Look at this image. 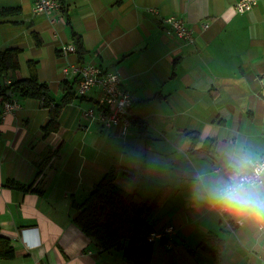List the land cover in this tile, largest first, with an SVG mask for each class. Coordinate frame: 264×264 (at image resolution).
<instances>
[{
	"label": "crops",
	"instance_id": "0c3cea01",
	"mask_svg": "<svg viewBox=\"0 0 264 264\" xmlns=\"http://www.w3.org/2000/svg\"><path fill=\"white\" fill-rule=\"evenodd\" d=\"M235 2L66 0L67 18L59 8L35 12L33 0H0L18 9L0 18V50H19L18 67L0 82L27 77L31 61L53 102L63 80L76 95L77 54L61 48L74 32L85 62L118 73L132 99L129 116L148 136L131 120L122 132L98 119L96 87L63 103L47 133L49 106L9 93L18 105L2 118L0 103V234L14 257L0 264H130L73 219L110 167L118 187L144 200L162 194L146 220L172 230L153 242L150 264H264V219L214 194L230 173H246L264 156V0L246 12ZM169 15L184 19L194 41L166 32ZM203 139L214 140L213 151L208 143L199 150ZM9 179L23 189L6 186ZM254 187L264 192V182Z\"/></svg>",
	"mask_w": 264,
	"mask_h": 264
},
{
	"label": "trees",
	"instance_id": "16d2710c",
	"mask_svg": "<svg viewBox=\"0 0 264 264\" xmlns=\"http://www.w3.org/2000/svg\"><path fill=\"white\" fill-rule=\"evenodd\" d=\"M60 11L67 13L66 0H58ZM16 7H4L0 5V18L17 12ZM68 18V14H66ZM36 38V35L34 34ZM36 38V42H38ZM72 42L76 48L77 62L84 63L86 49L81 37L72 34ZM17 48H4L0 50V74L14 70L18 67ZM30 73L27 77L12 81L10 85L2 88V99L9 98L8 91L17 92L21 96H29L42 100L44 105L49 106V120L44 127L45 133L57 127V117L63 103L77 96L71 90L72 83L63 80L61 83L62 94L59 102H53L48 86L37 77L34 62H28ZM78 98L83 99L84 95ZM10 99V98H9ZM133 123L139 125L141 135L148 139L145 134V126L142 121L130 117ZM193 143L199 141L195 131H187ZM199 150H205L210 145L213 151V139H203ZM193 144V146H194ZM115 167H110L97 183L90 189L82 202L76 205L78 212L74 216L75 224L83 233L94 239L102 250L116 249L130 264H150L153 253V242L147 239L151 226L146 220L148 213L158 204L162 194L152 200H144L135 192L126 191L118 187L114 178ZM6 186L23 189V186L14 180H6ZM14 257V247L11 240L0 234V259Z\"/></svg>",
	"mask_w": 264,
	"mask_h": 264
},
{
	"label": "built area",
	"instance_id": "2783aa9c",
	"mask_svg": "<svg viewBox=\"0 0 264 264\" xmlns=\"http://www.w3.org/2000/svg\"><path fill=\"white\" fill-rule=\"evenodd\" d=\"M258 0H236L234 8L238 12H246L257 4ZM59 8L58 0H33V9L35 12H46ZM166 24V32L169 35H176L188 41H194L192 29L186 25L184 19L175 15H169L163 18ZM207 23L203 24L206 27ZM62 50L65 52H75L76 48L73 42L63 45ZM72 75L75 81V92L78 95L85 94L92 87H96L97 95V118L105 125H117L122 132H126L130 126L129 110L132 105V99L127 91L120 85V77L117 72L101 68L93 62L76 63L72 69ZM12 83L7 75H4L3 82H0V103L2 104V118L14 110L18 102L15 99H2L1 90ZM87 115L91 118L94 116L93 108H88ZM233 172L228 175L227 181L237 175ZM239 174L247 177L248 181L256 186L264 182V156L250 164V170L246 173ZM260 228L264 233V220ZM172 226L167 225L162 230L151 229L147 234V239L154 242L164 238L165 234L171 232Z\"/></svg>",
	"mask_w": 264,
	"mask_h": 264
},
{
	"label": "clouds",
	"instance_id": "9594fccd",
	"mask_svg": "<svg viewBox=\"0 0 264 264\" xmlns=\"http://www.w3.org/2000/svg\"><path fill=\"white\" fill-rule=\"evenodd\" d=\"M214 194L233 211L264 219V192L254 187L239 172L220 185Z\"/></svg>",
	"mask_w": 264,
	"mask_h": 264
},
{
	"label": "water",
	"instance_id": "95a60500",
	"mask_svg": "<svg viewBox=\"0 0 264 264\" xmlns=\"http://www.w3.org/2000/svg\"><path fill=\"white\" fill-rule=\"evenodd\" d=\"M9 93H11V91H10V90L8 91V94H9Z\"/></svg>",
	"mask_w": 264,
	"mask_h": 264
}]
</instances>
